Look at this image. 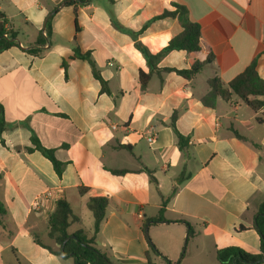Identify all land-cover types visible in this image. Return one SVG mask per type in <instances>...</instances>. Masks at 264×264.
<instances>
[{"label":"crops","instance_id":"1","mask_svg":"<svg viewBox=\"0 0 264 264\" xmlns=\"http://www.w3.org/2000/svg\"><path fill=\"white\" fill-rule=\"evenodd\" d=\"M172 4L200 25L202 50L172 51L154 67L190 70L213 55L190 78L151 73L142 52L158 55L182 32L178 18L155 19ZM0 13L16 43L0 53V264H75L35 241L58 248L48 229L61 199L79 219L69 233L83 230L114 264H220L229 247L260 253L264 108L201 100L208 79L228 84L254 61L264 80V0H0ZM33 135L65 164L61 176L27 150ZM94 197L109 200L96 235ZM161 211L165 221L155 222Z\"/></svg>","mask_w":264,"mask_h":264},{"label":"trees","instance_id":"2","mask_svg":"<svg viewBox=\"0 0 264 264\" xmlns=\"http://www.w3.org/2000/svg\"><path fill=\"white\" fill-rule=\"evenodd\" d=\"M85 0H81L84 3ZM77 4V1H74ZM164 18H178L182 25V32L173 38L169 44L158 55H152L146 48H142V52L145 55L149 66L151 67V73L155 72H177L180 75L190 78L197 75L202 69L212 63L213 55H209L204 61H196L190 70H177L173 68L155 69L154 62L157 61L162 55L170 53L172 51H185L187 53H197L202 50L201 45V27L198 23H194L189 19L188 9L180 4H172L171 8L166 9L161 15L155 17V19ZM48 31L49 28H47ZM7 35V37H6ZM15 36L12 32L6 31L4 28L0 31V53L8 50L16 43L14 41ZM33 53L35 50H31ZM76 54L79 57L86 59L88 55H83L77 49ZM65 68L67 69V63L65 62ZM95 76L101 81L103 89L107 91L105 81L100 77L98 73ZM149 79V75H143L142 81L145 85ZM209 92L202 98L203 105L207 107H214L219 99L230 102L234 97L246 104L254 112H258L264 108V80L257 72V64L254 61L243 73L237 76L228 84L224 83L218 76L208 79ZM1 108V107H0ZM176 114L172 118L171 126L174 129L179 145L182 150L188 147V138L181 135L176 129ZM6 125L3 117L0 113V135L5 131ZM33 147L28 148V151H39L53 164L56 173L61 176L65 164L60 162L55 155L54 149H48L42 146L39 139L33 135L31 138ZM115 173H124L125 171H114ZM81 193L86 192V188L80 189ZM109 200L106 197H94L90 198L87 207L94 218V234H98L102 222L105 219ZM7 214V209L0 202V219ZM79 219L74 216L71 205L67 200L61 199L57 201L55 210L49 221L48 237L53 240L58 248L52 247L43 243L39 238H35L37 244L46 248L51 253L66 259L72 258L75 264H114L106 253L101 252L95 247L94 238H88L83 230H79L73 234L69 233V228L73 222H77ZM165 218L163 213L155 219V222H163ZM189 225L186 221H179ZM255 229L261 238V251L258 254H251L245 250L237 247H229L218 251L217 259L220 264H262L264 263V204L259 208ZM149 240L151 249L157 252L155 246ZM148 264H152L148 261Z\"/></svg>","mask_w":264,"mask_h":264},{"label":"built area","instance_id":"3","mask_svg":"<svg viewBox=\"0 0 264 264\" xmlns=\"http://www.w3.org/2000/svg\"><path fill=\"white\" fill-rule=\"evenodd\" d=\"M44 36H47V34L44 33ZM6 37H7V35H6ZM113 128H115V127H113ZM154 139H155V137L151 136L148 138V141L152 142V141H154ZM50 195H51V193L48 191V192L44 193L41 197L35 199V201L33 203V208H39L41 205V200L43 198L46 199V198L50 197Z\"/></svg>","mask_w":264,"mask_h":264},{"label":"water","instance_id":"4","mask_svg":"<svg viewBox=\"0 0 264 264\" xmlns=\"http://www.w3.org/2000/svg\"><path fill=\"white\" fill-rule=\"evenodd\" d=\"M4 28V19L3 15L0 13V31H2Z\"/></svg>","mask_w":264,"mask_h":264}]
</instances>
